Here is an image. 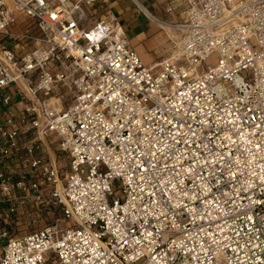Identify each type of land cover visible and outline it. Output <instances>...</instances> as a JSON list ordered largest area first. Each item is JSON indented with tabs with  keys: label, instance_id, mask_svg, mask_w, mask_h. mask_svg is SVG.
Wrapping results in <instances>:
<instances>
[{
	"label": "built area",
	"instance_id": "2783aa9c",
	"mask_svg": "<svg viewBox=\"0 0 264 264\" xmlns=\"http://www.w3.org/2000/svg\"><path fill=\"white\" fill-rule=\"evenodd\" d=\"M131 1L153 66L113 0H0V264H264V0Z\"/></svg>",
	"mask_w": 264,
	"mask_h": 264
},
{
	"label": "crops",
	"instance_id": "0c3cea01",
	"mask_svg": "<svg viewBox=\"0 0 264 264\" xmlns=\"http://www.w3.org/2000/svg\"><path fill=\"white\" fill-rule=\"evenodd\" d=\"M127 1L131 0H113L112 6L115 13H117L125 22L128 31H131V23H135L140 21L138 16L140 18H143L145 23L148 24L149 29L145 32H140L139 35H132L131 41L134 48L138 51L140 54L143 62L146 65H155L160 60H162L165 57H168L174 47L173 42H171L169 39L174 40L175 36L177 35L174 30L170 28H164L167 32V36L163 34L161 30H159V26L155 24L154 22L150 21L149 18H147L145 15L141 14L139 15L138 10L134 4L133 6L127 7L125 6V3ZM164 1V0H160ZM132 2V1H131ZM159 2V3H160ZM152 4H149V7H151ZM175 13L174 17H182L183 16V10L185 7V1L184 0H176L175 1ZM158 13L160 15H163L162 8H158ZM141 27V22L139 25Z\"/></svg>",
	"mask_w": 264,
	"mask_h": 264
},
{
	"label": "rangeland",
	"instance_id": "374dc122",
	"mask_svg": "<svg viewBox=\"0 0 264 264\" xmlns=\"http://www.w3.org/2000/svg\"><path fill=\"white\" fill-rule=\"evenodd\" d=\"M132 4H134L133 2H129V1H127L126 3H125V6H127V7H132L133 5ZM135 5V4H134ZM138 18L140 19V21H138V22H133V23H131L130 25H131V31L129 32V35L130 36H132V35H139V33L140 32H145L146 30H148L149 29V27H148V24H143V23H145L144 21H142V20H144L143 18H140V16H138ZM141 22V27L140 26H138L139 25V23ZM156 24V23H155ZM158 25V24H157ZM159 26V25H158ZM159 30H161L162 32H163V34L165 35V37H168L167 36V32H166V30L164 29V28H162V27H160L159 26ZM175 31V30H174ZM171 42H172V40L171 39H169ZM2 45V41L0 42V46ZM208 63H210V64H214L215 63V56H212V58L208 61ZM54 140H55V138H54ZM45 223H49V224H51L52 222H51V219H49V220H47V219H45V220H43L42 221V224H45ZM24 228H23V226H22V230H23ZM1 247V246H0Z\"/></svg>",
	"mask_w": 264,
	"mask_h": 264
},
{
	"label": "bare ground",
	"instance_id": "6f19581e",
	"mask_svg": "<svg viewBox=\"0 0 264 264\" xmlns=\"http://www.w3.org/2000/svg\"><path fill=\"white\" fill-rule=\"evenodd\" d=\"M164 28H170V29L174 30V28H173V27H171V26H168V25L164 26ZM175 32H177V33H176L177 35L175 36V38H174V41H176V40L178 39V37H179V32H178V31H176V30H175Z\"/></svg>",
	"mask_w": 264,
	"mask_h": 264
}]
</instances>
